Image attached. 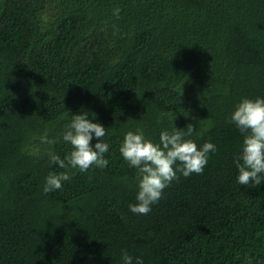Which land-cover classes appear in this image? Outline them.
Segmentation results:
<instances>
[{"label": "trees", "instance_id": "obj_1", "mask_svg": "<svg viewBox=\"0 0 264 264\" xmlns=\"http://www.w3.org/2000/svg\"><path fill=\"white\" fill-rule=\"evenodd\" d=\"M257 95L264 0H0V264H119L121 249L144 264H264V182H236L242 137L227 119ZM84 110L107 128L108 165L61 169L50 156L69 151L60 134ZM174 115L216 151L133 213L123 133L156 139Z\"/></svg>", "mask_w": 264, "mask_h": 264}, {"label": "clouds", "instance_id": "obj_2", "mask_svg": "<svg viewBox=\"0 0 264 264\" xmlns=\"http://www.w3.org/2000/svg\"><path fill=\"white\" fill-rule=\"evenodd\" d=\"M89 113L84 110L71 114L64 126L59 138L71 147L63 158L56 154L50 156V160L61 169H78L83 172L92 165L101 169L108 165L104 155L109 150V142L104 139L107 128L94 118H89L93 117ZM174 117H171L170 127L161 128L156 139L147 136L141 125L123 133L119 153L128 167L135 169L137 190L134 202L128 205L133 213H148L161 198L162 191L177 179L178 173L184 177L201 173L209 153L216 151V144L211 140L205 139L198 143L200 133L194 132L191 123L183 128L175 127ZM168 118L167 112L162 111L157 115L158 122ZM227 119L242 137L232 157L237 172L236 182L240 185L264 182V96H242ZM94 137L99 139L90 143ZM45 139L51 144L56 138ZM69 178L67 170L49 171L44 177L41 191L48 193L59 189L62 182ZM133 261L135 264H144L141 256L134 258L125 249L120 250L119 264H133Z\"/></svg>", "mask_w": 264, "mask_h": 264}]
</instances>
